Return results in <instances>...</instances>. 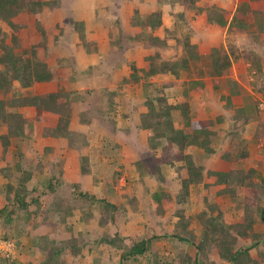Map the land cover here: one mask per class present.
I'll return each instance as SVG.
<instances>
[{
    "label": "rangeland",
    "instance_id": "obj_1",
    "mask_svg": "<svg viewBox=\"0 0 264 264\" xmlns=\"http://www.w3.org/2000/svg\"><path fill=\"white\" fill-rule=\"evenodd\" d=\"M48 1H52V4L46 8L44 13L41 14L42 16L46 17V19L43 20L45 21L44 25L39 23V21L34 18L35 15L29 14L31 18H29V16L22 18L20 17L19 23L22 22L25 24V28L20 30L18 33L19 47L17 48V53L19 55L22 54L30 56L34 46H36V48H42L39 45L40 41L38 40L39 25L44 27L48 35H53V32H55V35L53 36H59L60 41L56 42L54 39V45L52 42H50L49 46L51 51L41 52V59H46L45 61L49 60L48 63L50 64H57L61 58H64V55L67 57L69 56L67 59H71L73 67L62 66L60 69L64 74L62 80L64 83V81H69V77L74 75L75 72L78 71V67L82 66L83 64V62L79 63L78 60H75L74 53L75 47L78 48L79 46H82V36H84L85 33H88L92 28L90 25L91 23L86 21V15L89 16L90 14L91 16H95L99 13L100 18L102 13L101 11L98 12L99 9H96L94 12H90L91 6H86L84 2H82L83 0ZM154 1L159 3L158 11H160L161 15V29L157 33L158 36H153L151 33H147V31L142 34L144 41H142L141 46L143 45V48H140L142 51L139 50L140 54L138 56L140 57V62L137 63L138 66L140 65V68L138 69L137 67L134 68L132 66L128 67L129 69L127 71L129 76H126L127 80L132 77V74L138 75L140 70L148 69L149 62L146 60V58L149 57L150 54L153 55L154 53H158L161 58L165 60L181 57L183 54V50L181 49H183L186 41L190 40L189 37L191 36V31L189 28L186 30L188 25L186 12L190 11L196 15H198V13H196L194 10L188 9L184 5L183 0H181L182 2H180V0ZM196 1L198 7L205 8L207 5L218 6L216 4L220 2H226L228 0ZM117 9L113 8L112 10H109L113 12L108 16L109 21L114 26L122 25L119 17L125 13L123 9ZM163 9L167 10L166 14L164 13ZM168 9H170V12H168ZM169 13L172 16L171 18L170 15H168ZM139 17L143 18L141 15H139ZM49 19L54 20L50 22ZM115 20L116 22L113 23L112 21ZM181 20L184 22L186 27L180 28L179 23H181ZM77 23H82L84 31L83 34L74 28ZM169 27H172V31H170ZM8 31L10 32V30ZM131 32L133 31L127 33ZM151 37H157L159 39L158 42L153 41V38ZM262 38L264 39V34ZM97 41L95 44L98 48ZM221 46L225 47L223 45ZM239 46L240 50L251 51L254 49L264 58V44L256 43L251 38H248V36L240 40ZM168 49H171L172 52V56L169 57V59L166 55V51ZM92 50L94 51V49ZM171 52L168 53V55L171 54ZM103 56L105 57V55ZM106 59L107 58H104V60ZM204 62L205 61L201 62L200 64L193 65L192 70L196 69V67H199ZM145 63L147 64L146 66ZM112 66L114 67V63H103L101 66L103 69L91 68L90 73L93 74V77L102 76V78H104L107 82H112L116 78V72L114 71L115 68ZM74 69L76 71H74ZM247 69L248 65L246 70L244 68L242 69V75L240 73L242 78H244L249 84H252L255 79V82H257L258 85H260V87L264 90V71L262 75H256L254 78V75H251ZM240 75L239 77L241 78ZM154 78H156V80L153 79V77L147 80L140 78V81L137 83L133 84L134 82H132V84L129 85V89L126 91H123L128 85V83L125 82L126 79L124 80L126 84L124 83L120 87L109 86V91L115 93L119 98L124 93H127V96L133 95L136 97L135 104L144 109V112L140 114V119L137 117L136 113L132 111L133 108H131V105H133V103L130 102L132 101L131 99L128 100L130 102L128 103V106L125 108L121 107V109L119 107L125 104L127 100L120 99L118 104L119 107L115 111H112L110 106L107 104V99L104 100L105 102L101 101V98H105L107 95H104L103 93V97L101 96L102 94L100 95L97 91H95V87H98L96 85H93L90 90L83 92V95L81 94V98L76 97L79 99V101L83 100L82 97H84V103L85 105H88L89 109L82 106L76 108L75 106L76 110L75 108L73 110L74 116L71 120L69 129L77 135L82 136L75 137L74 143H76V151H73L74 155H72V158H68L67 162L61 160V157L64 156L62 154L60 155L58 150L60 151L62 149L64 151L65 147L68 148V141L63 139L64 143L59 141L56 143L57 145L55 144L56 147H51L48 146V143H50L49 140H42V138L47 137L43 136L41 138L40 135L44 127L54 128L57 125L59 117L55 115V117H46L45 121L40 120L37 123V135L35 139H33L27 145H24L23 149L29 157L32 156L35 159L37 157V160L41 158L44 162L43 172L36 176L35 180H32V183L27 184L29 187H27L26 192V201L28 202H30L31 198L37 195L31 191L33 184L38 189H40L41 194L42 192L45 193V195L41 196L40 198V209L31 204L27 209L20 206L19 203H17L16 206L14 204L16 202L14 201L13 195H8V193H6V187L9 180H7L5 175L2 174L3 171L1 170L4 169L3 167H5L3 163H6V159L9 160L12 154H10L9 157L4 160V157H2L0 153V210L6 206H9L8 210H12L13 207L18 209H16L17 211L13 214L12 218L14 219V223H12L10 227H5L2 225L4 218L0 216V239H3L4 236L9 235V233H12L16 230H22L24 236L20 240L13 238L14 241H19L18 243L14 242L16 247V264H36L37 262L38 264L43 263L45 255L40 253V250L37 252L35 249L36 247L34 246L35 242L38 240H40L42 245L47 246L45 247L47 250L65 245L66 250L64 251L62 264H165L166 262L168 263L173 259V255H175L174 260L177 261L176 258L180 255H183L189 247L187 242L179 241V239L176 237L179 234L182 237L193 239L194 237L197 238L200 235L199 233L201 229L198 226V223L196 222L195 224V222L191 220H197V215L202 214L203 211L206 210V199L208 204H210L212 207V215L214 217L220 216L221 222L224 224V226L226 225L227 227H230L225 231L228 232V235L229 233H232V235H234V237L237 239V242L232 248L234 252L237 250L244 251L251 247L254 243L253 240L249 239V237L254 239L257 238L262 241L261 246H252L250 248V255L253 259L260 261L258 264H264V221L261 215V210L264 208V182L256 183L253 173H251L245 166V163L243 162L244 159L239 160L240 157H238V160L231 158L230 161H227L223 156L222 158H220L221 156L213 157L215 155L208 157L207 155L205 156L203 152H195L196 154H193L192 152L190 154L194 156L196 163L204 165L206 169H208V167L211 165H215L217 161L218 165L221 166L220 159L222 161L225 160L230 162L232 165L235 163L233 168H236L237 171L240 172V174L237 175V179L241 180L242 177L245 178L246 185H249V188L246 189L245 186H240V184L237 182V186L232 185L235 190V195L232 196H216L215 193H217L218 188L210 186V188L206 189L204 184L191 187L189 189L188 196H183V193H179V190L174 189L172 186V183L174 182L173 177L176 174L173 170L165 171L166 177L168 176L169 178H173L169 184H162L158 181V179L151 176H147L144 181L139 179V172L137 170V163L139 161L152 168L158 164L157 161H155L156 157H153V153L149 151V146L147 145L149 142L148 139L150 138L151 133H153L149 132L151 130L147 125L152 124L150 121L143 118L142 115L148 111V102L150 100L153 101V98L156 94L155 85L159 86L161 82L164 83V78L168 80L165 82L175 81L170 76H158ZM182 78L183 77L179 79V85L172 84L168 87H165V90L162 89L163 94L167 95L168 93H173V95L171 94V96H168L167 98L170 103H174L171 102L172 99L180 98L183 94H185L186 91H189L187 89H189L190 83H186L193 80L195 77L187 76L186 82L184 81L185 84H182ZM19 89L21 90L20 83L15 82V88L11 91L12 93L10 92V95H12L13 92H17L19 95H21V93H26V91L23 92ZM104 89L105 87H103V92ZM261 96L263 100L253 102L256 103L257 111L259 113V121L257 122L256 126L258 127V130L264 131V117H262V114H260V105L264 101V94H261ZM4 97V94L0 95V99H4ZM190 102L191 101H188V99H182V104H186L189 111ZM118 110L120 111L119 113ZM85 111L88 112V118L90 119L89 124L82 123L79 120L81 117H78ZM21 112L28 118H35L36 116L29 109L26 110L25 108H22ZM129 118L132 119L129 120ZM230 119L232 120V118ZM78 120L80 124H87L88 128L82 130L83 133L73 130L75 129L73 123L78 122ZM119 120L123 128L118 126L117 123H120L118 122ZM228 125V127H233L234 124L233 122H230ZM223 126H227V123H223ZM178 127L180 128V125H178ZM123 129L127 130L123 132ZM244 131H246L245 127L237 134L243 133V138L245 136ZM1 132L3 133L2 128H0V133ZM146 133L149 135V137L146 135ZM223 135L224 134H222V136ZM84 141L88 142L86 146L83 145ZM107 141L111 142L109 145L111 149H118V146H121V159L116 163L115 160H105L103 156H101V153H98L94 159V162L90 166L88 165V168L91 169L90 172L84 173L83 168L85 164L83 163V160H91V157H93L92 151L101 149L103 143ZM262 142L264 143V135ZM61 143L63 144L61 145ZM258 143L260 144L261 141ZM220 145L222 144L220 143ZM16 146L17 145L14 144L10 149V152L13 153L17 148ZM217 147L219 148V145ZM227 147L228 145L225 144V150L222 148L219 151L227 153L229 152ZM47 149H51L52 151H48ZM246 154L250 157L248 152H246ZM160 155L161 154L157 155L158 160L160 159ZM262 156H264V151ZM71 163V166L75 167L73 171L72 167H69V164ZM67 167L69 169L66 170ZM260 169L264 170V164L260 165ZM115 171L121 172L122 176L118 184L114 186L116 196H109L108 199L120 206L119 210L117 212L115 211L116 213L114 211L111 213L113 215V219H111L108 218L110 214L104 213L102 206L97 204L96 206L98 207H93V209L99 210V212H96L98 213L96 217L90 218L83 222L82 218L84 217V213H87L89 209H91V203L86 204V200L84 199H75V192L77 191L76 188L79 186L78 189L82 190L83 192H87L90 195H95L99 197V199L104 198L103 196L106 195L105 189L109 186L106 185L105 178H110L112 175H114ZM67 172L69 174H66ZM53 173L60 176H58L57 180L54 182V185L57 187L54 191H50L47 186L49 183V177H51ZM262 179L264 180V177ZM207 184L209 183L207 182ZM224 189L225 188H223V190ZM156 190L166 191L169 195L167 201L164 202V208H160V211L164 210L163 215L156 213L157 206L152 201V193H154ZM133 196L137 199L134 200ZM130 200H133V205L137 204V208L139 209V213L134 210L136 213L140 214L139 217L136 218L137 222L135 220L131 221L130 218H128V215L131 214L129 209L132 208V203ZM49 208H53L54 210ZM168 217L171 218L170 226L168 228L169 230L163 226L166 222V218ZM100 222L103 224L101 225ZM155 223L157 224V227H155ZM124 226H126V231H129L130 233L133 231V235H135V237H139L137 239L139 241L146 240L148 238L151 239V251L157 257H155L153 262L149 260L150 255L148 253L138 258L132 257L123 259L122 256L120 258V255L124 253L123 248L128 247V245L126 246V243H130L129 240L132 239V236L127 238V241L118 244V247H122L118 249L119 251L115 250V247L102 242L103 238H106L107 236H109L110 239L113 238V235H117L115 231L118 228H124ZM250 226H252V229H250ZM242 233H246L248 237H244ZM166 239H169L167 246L169 249L167 248V250L164 249L163 246V243L166 242ZM228 239L234 238L228 237ZM196 240L197 242L199 241V239ZM75 243L78 244H76V246H79V250L77 251L76 249L77 252L75 251L76 254L74 255L73 251L71 250V245H74ZM213 245L210 247L211 250L207 256L206 264H229L225 262L218 249ZM168 252H170L169 255L167 254ZM70 253L72 255H70ZM2 256L5 257L4 254L0 253V264H6V261L1 258ZM242 264H252V260L245 259L244 263Z\"/></svg>",
    "mask_w": 264,
    "mask_h": 264
},
{
    "label": "trees",
    "instance_id": "obj_2",
    "mask_svg": "<svg viewBox=\"0 0 264 264\" xmlns=\"http://www.w3.org/2000/svg\"><path fill=\"white\" fill-rule=\"evenodd\" d=\"M186 1L183 0L184 5L188 9L194 10L198 14H205L206 28L213 26L222 28L228 27V32L231 34H246L248 38H251L254 42L264 44V39L262 38L264 34V0H238L237 10L230 23L228 21L229 12L225 9L214 5H207L205 8H200L197 6L196 0ZM51 2L52 1L48 0H0V95L4 94L5 96L4 99H0V128L3 129V133H0V147L2 150L1 156L4 157V160L12 154L10 161L6 159V165L1 171H3L2 174L9 180L6 193H8V195H13L14 201L16 202L14 204L16 206L17 203H19L20 206L26 209L30 207V204L40 209V198L45 195L44 192L41 194L40 189L33 184L31 191L37 195L31 198L30 202L26 201L27 187H29L27 184L32 183V180H35V177L40 175L44 169V162L41 158L37 160V157L36 159L32 156L29 157L23 149L24 145H27L35 139L37 135V123L40 120L45 121L46 114L58 116L57 125L54 128L44 127L40 134L45 137L66 139L71 149L76 150V143H74L75 137L82 136L77 135L69 129L71 120L74 116L73 110L76 106L74 97L77 93L75 91H68L62 84L58 92L46 95H43L41 92V84L43 83L54 81L62 83L64 74L60 69L62 66L73 67L71 59L65 57L61 58L57 64H50L48 63L49 60L45 61L46 59H41V52H48L51 51V49L49 47L50 37L44 27L40 25L38 26V40L42 48H36V46H34L30 56L19 55L17 53V48L19 47L18 33L25 28V24L22 22L19 23L20 17L25 14L41 15L45 12L46 8L52 4ZM180 2L182 1L180 0ZM133 21H137L135 24H139L143 31L148 28H151V31H156L162 26L160 14L158 13H150L146 15L145 18H141L136 11ZM74 28L80 33H84L82 23H77ZM8 30H10V32ZM55 40L59 42L60 37L55 36ZM81 40L83 41L82 45L85 47L87 53L98 51L95 42L88 43L85 36H82ZM137 40L140 42L142 40L144 41L143 35L140 34ZM152 40L158 42L159 39L156 37ZM94 46L96 48H92ZM92 49H94V51ZM146 60L149 62L148 69L140 70L138 75L132 74L133 82L140 81V78L147 80L157 75L170 76L175 81L161 82L159 86L155 85L156 94L153 101L150 100L148 102V111L142 115L143 118L147 119L152 124L147 125L151 132H153L148 140L149 151L153 153L154 158L156 157L155 161H157L158 164L152 168L139 161L137 163L139 179L144 181L147 176H151L158 179L162 184H169L174 178L172 186L174 189L179 190V193H183V196H188L189 189L193 186L204 184L206 189L210 188L212 185L205 182L206 177L213 180V185L215 186H225V189L220 191L219 195H235V190L232 185L237 186V182L240 186L243 185V187L245 186L246 189H248L249 185H246L245 178L242 177L241 180L237 179V175L240 174V172L237 171L236 168H232L229 172L209 170L207 174H204L206 171L205 166L196 163L193 155L186 154L187 149L190 147L201 149L208 157L216 154L217 147L215 148V141H218L219 136L223 132L214 131L213 128L216 126L218 127V125L223 126V119L194 121L190 116V111L187 109L186 104L170 103L167 98L171 96V94L173 95V93H168L167 95L163 94L162 89L165 90V87L172 84L179 85V79L182 73H187L188 76L195 77V80L189 82L190 92L195 91L200 95H206L209 79L227 75L233 62L238 63L243 61L248 65V72L254 75L255 78L256 75L263 74L264 58L254 49L251 51L240 50L233 45H229L227 48L222 46L213 48L210 55L201 56L199 55L196 45L191 44L190 40H187L183 47V54L181 57L165 60L162 59L158 53H154L147 57ZM203 61H205L203 64L192 70L193 65L200 64ZM74 71L76 70L74 69ZM77 75L78 73L75 72L74 75L69 77V83L75 81ZM87 75H90V73L87 72ZM15 82L20 83L21 88L24 90L30 88H33V90L27 91L25 94L21 93V95L17 92H13V94L10 95V92L15 88ZM107 84H110V81H108ZM251 86L256 93L264 94V90L255 82V79ZM103 93L107 95L105 97L108 106H110L112 111H115L118 108L116 94L109 91V86L105 87ZM27 107H34L36 109L35 118H28L21 112L22 108ZM78 117H81L79 120L82 123L90 122L88 112L86 111ZM232 121L234 125L231 127L228 135L236 137L232 141L234 143L233 145L239 148V154L234 155L231 152H227L223 157L227 161H230L233 157L237 160L238 157H240L239 160H245L247 154L244 150L243 143L240 141V135H242V133H237L249 124L250 118L246 116V112L243 109H238L235 111ZM178 125H180V128H178ZM14 144L17 145V148L12 153L10 149ZM86 144H88V142L84 141L83 145L86 146ZM110 144V141L103 143L101 149L92 151V155L96 156L98 153H101V156H103L105 160H115L117 163V161L121 159L122 148L118 146V149H111L109 146ZM47 150L52 151L51 149ZM158 154H161L160 161L157 159ZM83 163L85 164L83 172H90L91 169L88 168V165H91V160H83ZM168 170H173L174 173H176L173 178L166 177L165 171ZM58 176L60 175L53 173V175L49 177L47 187L50 191H54L57 187L54 185V182L57 180ZM121 176V172L115 171L114 175L110 178H105L106 185L109 186L105 189L106 195L101 199L95 195L83 192L78 189L79 186L76 188L75 199H84L86 200V204L91 203V209H89L87 213H84V217L82 218L83 222L96 217L98 214L96 212H99V210L93 209V207H98L96 206L97 204L102 206L104 213L110 214L108 218L113 219L111 213L113 211L117 212L120 206L109 200L108 197L116 196L114 186L118 184ZM168 198L169 195L166 191L156 190L152 193V201L157 206V214L163 215L164 210H160L162 207L164 208V202L167 201ZM133 199L136 200L137 198L133 196ZM130 201L132 203L133 200ZM205 203H207L205 206L206 210L203 211L202 214L197 215V220H191L194 221L195 224L196 222L198 223L201 229L200 235L197 238L194 237L191 239L182 237L178 234L176 238H178L179 241L187 242L189 248L183 255L176 258L177 261L174 260L175 255H173V259L166 263L206 264L207 256L211 250L210 247L214 244L213 246L218 249L225 262L229 264H242L245 259L252 260V264H258L260 261L251 257L250 248L252 246L260 247L262 241L257 238L254 239L249 237L250 240H253L254 244L244 251L237 250L234 252L232 248L237 242V239L232 233L228 235V232L225 231L230 227L224 226L220 216L214 217L212 215L213 210L211 205L208 204L207 199ZM131 207L133 210L139 211L137 204L133 205L132 203ZM8 208L9 206H6L0 210V216L4 218L2 225L5 227H10V225L14 223L12 217L18 210L16 207H13L12 210H8ZM261 215L264 221V208L261 210ZM102 224L101 222V225ZM250 229H252V226H250ZM242 235L244 237L247 236L246 233H242ZM23 236L22 230H16L4 236L3 240L18 243V240ZM107 237L103 238V240L101 239L102 242L104 241L112 247L117 246L118 249L122 248L120 246L118 247L119 243L121 244L127 241V238L121 236L120 233H117V235L115 234L114 238L111 239ZM228 237L234 239H228ZM13 238L18 240L14 241ZM196 239H199V241L197 242ZM129 241L130 243H126L128 247L123 248V259L132 257L138 258L151 252V240L131 241L130 239ZM76 244L77 243L71 245V250L74 255L79 250V246L77 247ZM34 246L37 252L40 250V253L45 255L43 263L40 264H62L64 251L66 250L65 245L47 250L45 248L47 246L42 245L40 240H38L35 242ZM1 258L6 261V264L17 263V261L15 262V258H5L3 256ZM36 264H38V262Z\"/></svg>",
    "mask_w": 264,
    "mask_h": 264
},
{
    "label": "crops",
    "instance_id": "obj_3",
    "mask_svg": "<svg viewBox=\"0 0 264 264\" xmlns=\"http://www.w3.org/2000/svg\"><path fill=\"white\" fill-rule=\"evenodd\" d=\"M82 2H84L86 6L87 5L91 6L90 12H94L96 9H99L98 12L101 11L102 13V16H100V18H99V13L96 14L95 16L93 15L91 16L90 14L89 16L86 15L87 19L85 18L88 23H91L90 25L92 28L91 30H89L88 33H85L84 36L86 37L87 42H96L99 39L97 41L98 51H94L93 53H87L83 45L81 47L79 46L78 48L75 47V53H74L75 60H78L79 63L83 62L82 66L78 67V71L76 72L78 73L76 77L77 79L70 83L69 81H65L64 83L63 81L62 83H59L58 81H54V82H46V83L41 84V92L43 95L58 92L61 88V84L65 86L64 88H66L68 91H75L77 93L74 97V103L76 104V108H79L80 106L88 108V105H85L84 103L85 101L84 97H82L83 100H80V101L77 98L79 97L81 98V94L83 95V92L90 90L93 85L98 86V87H95V91H97L100 95L102 94L101 96H103V87H106V86L120 87L125 83L124 82L125 79H126V83L128 82V85L127 87H125L123 91H126L127 89H129V85H131L133 82L132 80L133 77H130L127 80L126 76H129V73L127 71L129 69L128 67L132 66L134 68L135 67H137L138 69L140 68V65L138 66L137 63L140 62V57L138 55L140 54L139 53L140 48H143V45L141 46V43L143 40L141 42L137 40V38L140 36L138 34H143L147 31V33H151V35L153 36H158L157 33L161 29L160 27L156 31H151V28H148L147 30L143 31V29L139 26V24H135V22L137 21L135 22L133 21L136 11L143 18H145L146 15H149L150 13L160 14V11H158L159 3L154 0H83ZM216 5H218V7L225 9L226 11L229 12L228 21L230 23L237 10L238 0H228L226 2H220ZM113 8L114 9L118 8L117 10L123 9L125 12L122 16L119 17L120 21L122 22V25L120 26L118 25L114 26L109 21L108 16L111 13H113L112 11H109V10H112ZM163 10H164V13L166 14L167 10L166 9H163ZM168 12H170V9H168ZM186 13H187L186 17L188 18L187 19L185 17L188 23L186 30H188L189 28V30L191 31V36H190L191 44L196 45V47L198 48L199 55L201 56L210 55L213 48L220 47L221 45L225 46V48H227L229 45H233V46H236L237 48H240L239 46L240 40L247 37L246 34L239 35L236 33H232V34L229 33L228 27L222 28L218 26H213V27L206 28L205 27V19H206L205 14L196 15L190 11ZM168 15H170V13ZM26 16H29V18H31L29 14L22 15L21 18L26 17ZM171 17L172 16L170 15V18ZM34 18L38 20L39 23L44 25L45 21L43 20H45L46 17L42 15L41 16L35 15ZM160 18H161V15H160ZM53 20L54 19L52 20L49 19L50 22ZM164 20H165V17H164ZM112 22L115 23L116 20ZM179 24H180V28L186 27L184 22H182V20H181V23ZM169 29L170 31H172V27H169ZM130 31H133L134 33L133 32L127 33ZM53 35H55V32H53ZM53 35L49 34V37H50L49 44L50 42H52L54 45L55 36ZM99 35L102 39L99 37ZM92 48H95V47H92ZM170 52H171V49H168L166 51V55L168 59L169 57L172 56V52L171 54L168 55V53ZM103 55H105V57ZM64 57L69 58V56L67 57L65 55ZM104 58H107V59L104 60ZM103 63H114V67L113 66L112 67L115 68L114 69V71L116 72L115 77L117 79L115 78V80H113L112 82L110 81V84H107V81L104 78H102V76L93 77V74L90 73L91 68L101 69L102 68L101 66ZM146 65L147 64L145 63V66ZM243 68L245 70L247 68V64H245L243 61L238 62V63L233 62L230 72L227 75L214 78V79H209V84H208V89L206 90V95H200L199 93L195 91L190 92V87H189V89H187L189 91L188 92L186 91L187 94L185 93L180 98L172 99L171 102L182 103V99H188V101H191L189 103L190 116L192 117L194 121L206 120V119L216 120V119L221 118L223 119L222 123H227V126L225 127L218 125V127L216 126L213 128L214 131H218L220 133L223 132L222 134H224L223 136L221 134L218 138V141L217 140L215 141V148L219 145V148L217 147L218 153L214 154L215 156L212 155L213 157L221 156L220 158H222L225 152L223 153V152H220L219 150H221L222 148H224L225 150V144L228 145L227 150H229V152H231L234 155L239 154V148L233 145L234 143L232 141L234 140L235 137L228 135V133H230V130H231V127H228L229 126L228 124L230 122H233L230 118L234 117L235 111L238 109H243L246 112V116L250 118L249 124L245 126L246 131H244L245 132V136L243 137L244 139L242 138L243 133L242 135H240L241 137L240 141L244 145V150L250 154V157L246 156L243 162L245 163V166L247 167V169L251 173H253V177H255L256 183H259V182H264V180L262 179L264 177V170L260 169V165L264 164V159H263L264 156H262L263 151H264V143L262 142L264 131L258 130V127L256 126L257 122L259 121V117H258L259 113L257 111L256 103H254L253 101L258 102L259 100H263V99H262L261 94L256 93L253 90L251 84L247 83L245 79L242 78L241 75H242ZM87 72L90 73V75H87ZM239 75L241 76V78L239 77ZM158 76H163V75L153 76V79L156 80V78L154 77H158ZM187 76H188L187 73H182L181 75V77H183L182 78L183 81H181L182 84H185L184 81L186 82ZM193 80H195V78ZM165 81H168V80L164 78L163 82ZM189 82L186 84H189ZM135 83L137 82H134L133 84ZM32 90L33 88L25 89V90L21 88L20 91L27 92V91H32ZM117 97H116V100H117ZM101 99H102L101 101L103 102L106 99V97L101 98ZM120 99H126L127 101L125 104H123L120 107L118 106V107L120 109L121 107L125 108L128 106V103L132 102L133 103V105H131V108H133L132 111L135 112L137 117L140 119V114L144 112V109L141 108L139 105L137 106V104H135L136 97H134L133 95L127 96V93H124L120 96V98L118 97V101H117L118 104H119ZM130 99L132 101L129 102L128 100ZM25 109L31 110L32 113L36 115V109L34 107H27ZM119 112L120 111L118 110V113ZM260 114H262L261 111H260ZM51 116L55 117L54 115L46 114V117L48 118ZM131 119L132 118H129V120ZM118 122H120V120ZM117 124L119 127L123 128V126L121 125V122ZM73 126L75 127V129H73L74 131H78L82 133H83L82 130H85L88 128L87 124H80L79 122L73 123ZM125 130L123 129V132H125ZM146 135L149 137L147 133ZM42 137L43 135H41V138ZM111 138H112V135H111ZM43 139L49 140L50 143H48L49 144L48 146H51V147H56L55 144L58 143L59 141L64 143L63 139H57L54 137L42 138V140ZM259 141H261L260 144L258 143ZM63 143H61V145ZM220 143L222 145H220ZM147 145L149 146V142L147 143ZM61 150L60 151L58 150V152H60V155L62 154L64 156V157H61V160H63L64 162H67L68 158L69 159L72 158V155H74L73 151H76L75 149L71 150L69 146L68 148L65 147L64 151L63 150L61 151ZM1 152L2 150L0 149V153ZM192 152L193 154L195 152L204 153V151H202L201 149H194V147H190L187 149L186 154H191ZM95 157L96 156L91 157V164L94 162ZM233 159L235 160L236 158L233 157ZM220 163H221V166L218 165V161L215 165L209 166L208 169H206L204 174H207L209 170L229 172L233 168V165H235V163L232 165V163L227 162L225 160L222 161L221 159H220ZM3 164L6 165V163H3ZM71 165L72 163L69 164L70 168L72 167ZM67 169L69 168L67 167L66 170ZM74 169L75 167H72V171ZM66 174H69V173L67 172ZM205 182L206 183L208 182L209 184L214 183L213 180H210L207 177L205 179ZM211 187L218 188L217 193H215L216 196L225 197L227 195V194L219 195V192L222 191L225 186L212 185ZM129 210L131 214L128 215V218H130L131 221H134V220L136 221V218H138L140 215L138 214L139 212L136 213L132 208H130ZM170 220L171 218L169 217L166 218V222L163 225L165 228H167V230H169L168 228L170 226ZM155 227H157L156 223H155ZM115 233H120L121 236L126 237V238H129L130 236H132L131 238L134 241H139L137 240L139 237H135V235H133V231L131 233L129 231H126V226H124V228H120V229L118 228L115 231ZM114 236L115 235H113L112 237L114 238ZM149 239L150 238L146 239V241H148ZM168 241L169 239L168 240L166 239V242L163 243L164 249L166 250L168 248L167 247ZM103 243L108 245V243L104 241ZM115 250L119 251L117 246H115ZM148 254L150 255L149 260L153 262L156 257L155 254L152 253V251L149 252ZM167 254L169 255L170 252H168ZM70 255L72 254L70 253ZM121 256L122 255H120V258Z\"/></svg>",
    "mask_w": 264,
    "mask_h": 264
},
{
    "label": "built area",
    "instance_id": "obj_4",
    "mask_svg": "<svg viewBox=\"0 0 264 264\" xmlns=\"http://www.w3.org/2000/svg\"><path fill=\"white\" fill-rule=\"evenodd\" d=\"M262 117H264V101L260 105ZM0 253L4 254L7 258H15L16 247L15 243L11 241H5L0 239Z\"/></svg>",
    "mask_w": 264,
    "mask_h": 264
}]
</instances>
